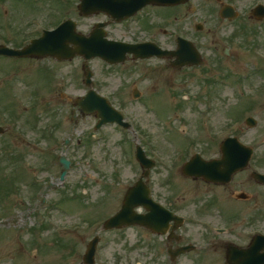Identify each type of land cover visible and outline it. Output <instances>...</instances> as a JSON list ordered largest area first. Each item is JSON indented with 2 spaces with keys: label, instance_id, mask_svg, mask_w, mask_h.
I'll use <instances>...</instances> for the list:
<instances>
[{
  "label": "rangeland",
  "instance_id": "1",
  "mask_svg": "<svg viewBox=\"0 0 264 264\" xmlns=\"http://www.w3.org/2000/svg\"><path fill=\"white\" fill-rule=\"evenodd\" d=\"M25 10L27 17L38 13L30 7ZM27 17L20 15L19 8L0 7V43L21 45L26 34L30 37L55 19L44 16L29 29V23L20 24ZM190 19L186 14L190 37L194 34L207 44L202 45L204 59L199 67L177 70L160 61L156 65L127 61L115 66L97 59L88 62L100 84L98 91L110 94L134 131L115 124L94 129L97 120L93 115L77 113L72 119L74 100L86 90L82 59L43 60L37 66L0 56V124L7 129L0 135V221L6 226L0 227V264H83L85 247L96 234L100 236L96 264L117 260L149 264L145 254L140 255L147 252L149 235L132 228L100 230L102 220L119 208L126 188L142 171L134 157L135 144L156 161L151 176L158 192L168 193L175 204L173 180L191 152L212 154V130L217 134L242 131L246 140L256 141L264 152V64L249 54L258 41L243 35L242 21L240 26L215 23L212 27L209 23L195 32L193 25L187 29ZM209 27L215 28V37L206 32ZM213 38L220 40L221 57L215 67ZM232 38L245 43L246 53L237 55ZM259 42L264 50V36L260 35ZM222 44L230 49L226 55L221 54ZM135 89L140 92L138 98L133 97ZM47 93L50 102L48 96L42 102L37 99ZM247 116L256 120L254 126L244 124ZM71 134L62 153L63 142ZM60 154L70 160L64 182L59 180ZM163 164L174 168L169 191L161 183ZM75 196L77 201L65 208L55 204ZM46 215L53 219V229L40 228L39 218ZM20 238L23 242L17 245Z\"/></svg>",
  "mask_w": 264,
  "mask_h": 264
},
{
  "label": "flooded vegetation",
  "instance_id": "2",
  "mask_svg": "<svg viewBox=\"0 0 264 264\" xmlns=\"http://www.w3.org/2000/svg\"><path fill=\"white\" fill-rule=\"evenodd\" d=\"M118 1L129 2L136 7L139 6V9L128 18L118 20L113 15ZM79 4L80 0H0V7L19 8L23 18L27 17L26 7L37 10L38 13L20 23H29V26L31 25L29 29L44 16H52L55 17L54 23L45 26L44 29L51 30L64 20H71L75 24V31L85 38L93 33L99 36V40L121 41L133 45L148 43L162 51L177 49L180 38L193 41L202 51L203 47L207 46L204 41H198L194 34L190 37L185 25L186 14L188 19L191 18V21L187 22L189 25L187 29H190L191 25L195 28L194 19L201 24V29L209 23H213L212 27L215 23H238L240 26L242 21L240 29L243 35H248L250 25L257 23L260 29L259 36H264V0H165L160 3H146V0H102L96 5L101 6V9H87L84 13L79 11ZM257 4L261 5V11L257 13L259 18L255 19L251 16V9ZM230 7L237 12V17L231 20L220 15L224 8ZM200 17L203 20H199ZM212 27L206 32L215 37L216 30ZM41 33L42 31L35 32L30 37L25 33L23 42L16 47L23 46L32 38L39 37ZM213 39L212 66L215 67L221 56L217 49L220 42L217 38ZM234 41L236 39L232 38L230 43L233 44ZM237 43L240 44V48L243 46V49H246L244 42ZM43 60L64 62L52 57L21 59L23 62H35L37 66ZM173 60L159 58L156 55L149 59L137 60L130 54L125 62H144L150 65L149 63L160 61L175 69L171 65ZM234 60H237L236 55ZM93 81L98 82L94 74ZM212 133V154L204 156L200 151L205 158L220 159L222 156L220 144L227 137H236L240 142L250 146L252 148L250 158L245 167L233 173L229 180H221L219 177L212 182L187 176L182 173L180 166L176 181L173 180L174 187L171 188L177 189L173 192L176 194L177 204L167 198L168 193L158 192L156 179L151 176L156 167L150 172L147 178L150 195L170 214L165 212L168 219H159L160 233L150 228L132 227L133 230L138 229L149 235L147 252L145 250L140 253L142 256L145 254V260L149 264H264V181L257 178L258 174H264V152L256 141L246 140L242 131L234 133L232 130L229 134H217L212 130ZM262 141L264 143V138ZM177 161L179 160H175L174 163ZM161 173L162 177H165L161 181L163 189L169 191L170 173H174L173 165L166 166ZM137 209L143 211L141 207ZM135 240L137 242V237Z\"/></svg>",
  "mask_w": 264,
  "mask_h": 264
},
{
  "label": "water",
  "instance_id": "3",
  "mask_svg": "<svg viewBox=\"0 0 264 264\" xmlns=\"http://www.w3.org/2000/svg\"><path fill=\"white\" fill-rule=\"evenodd\" d=\"M165 0H146V3H160ZM85 5H90L85 3ZM121 11L127 12L128 9H123ZM120 19V17H117ZM69 35V36H68ZM93 37L88 39H82L81 36L76 35L71 32V30L66 26V23L60 25L56 30L52 32H45L44 36L39 40L32 41L29 45L21 49H12L6 46L0 45V54L7 56H38V55H51L60 59H69L74 57L75 54L84 55L85 58L94 57L96 55L100 56L102 59L106 60L109 63H117L124 60L127 51H134L133 48L122 45H113L108 43H94ZM68 42L76 44L74 49H70L67 45ZM84 42H86L84 44ZM170 55L176 56L177 66L183 65H199L201 63L198 58V54L194 51V48L188 43H185L183 51H173L169 53ZM136 57H144L142 55L136 54ZM91 73L86 71L85 83H90ZM138 93L135 92L134 96H137ZM77 108L86 114H90L96 111V115L99 117L96 127H99L105 122H118L119 124L128 127V124L122 121L121 115L114 110L109 103L102 97L99 96L93 90H89L87 94L83 97H79L76 100ZM254 122L251 120L250 124ZM2 131V129H0ZM228 143V142H227ZM224 149V147H222ZM137 158L140 161L141 165L145 167H150L151 163L144 158L143 153L140 149H137ZM224 160V159H223ZM222 160V161H223ZM229 163L232 164V169L227 170L228 175L235 171L234 163L235 159H229ZM59 162L63 166L64 170L61 174V179L63 178L66 169L69 167V162L65 160L63 156L59 158ZM219 166L212 164V161H206L201 159L198 155L190 159L184 165V172L188 174H194L195 177H203L207 181H212L215 177L219 176ZM146 170L143 176L147 175ZM221 172V171H220ZM222 174V172L220 173ZM148 189L142 182V177L136 182L135 185L131 186L124 197L123 205L121 210L116 213L114 216L109 218L105 224L104 228L109 229L112 227H120L122 225H131V224H140L148 226L149 222L145 219V215H138L133 213V207L138 204L147 206L150 201L147 197ZM153 213L157 215V212L153 210ZM145 216V217H144ZM98 237H94L87 245L86 252L83 255V261L85 264H93V256L95 251V246L97 244Z\"/></svg>",
  "mask_w": 264,
  "mask_h": 264
}]
</instances>
